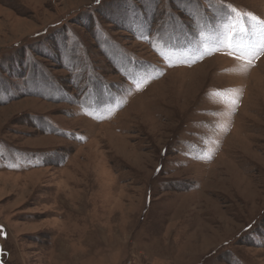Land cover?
Segmentation results:
<instances>
[{"label":"rangeland","instance_id":"rangeland-1","mask_svg":"<svg viewBox=\"0 0 264 264\" xmlns=\"http://www.w3.org/2000/svg\"><path fill=\"white\" fill-rule=\"evenodd\" d=\"M222 5L264 21L0 0V264H264V31L235 59Z\"/></svg>","mask_w":264,"mask_h":264},{"label":"snow or ice","instance_id":"snow-or-ice-1","mask_svg":"<svg viewBox=\"0 0 264 264\" xmlns=\"http://www.w3.org/2000/svg\"><path fill=\"white\" fill-rule=\"evenodd\" d=\"M100 0H97L99 3ZM215 7V5H212ZM218 16L222 17L224 20V33L221 35L220 39L217 41L218 45L221 47H226L229 55H234L235 59H243L245 56L255 57L256 56V46L248 43L247 46L244 45H234L233 41L235 37H246L248 35H254L257 28L259 27L264 31V21L257 20L256 17H248L242 15L234 7L221 6L217 9ZM195 16V13H193ZM237 18H239V24H237ZM261 54H264V45L260 46ZM235 53H239L238 55ZM252 59H248L247 63L252 64Z\"/></svg>","mask_w":264,"mask_h":264}]
</instances>
